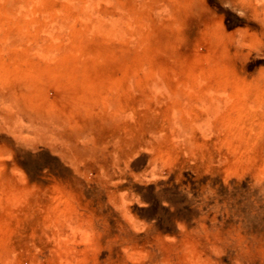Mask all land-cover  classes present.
Wrapping results in <instances>:
<instances>
[{"label":"rangeland","instance_id":"obj_1","mask_svg":"<svg viewBox=\"0 0 264 264\" xmlns=\"http://www.w3.org/2000/svg\"><path fill=\"white\" fill-rule=\"evenodd\" d=\"M0 264H264V0H0Z\"/></svg>","mask_w":264,"mask_h":264}]
</instances>
